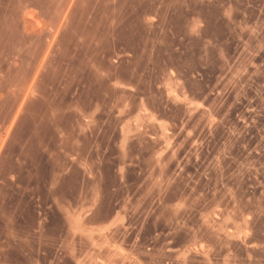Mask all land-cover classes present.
<instances>
[{"label":"rangeland","instance_id":"374dc122","mask_svg":"<svg viewBox=\"0 0 264 264\" xmlns=\"http://www.w3.org/2000/svg\"><path fill=\"white\" fill-rule=\"evenodd\" d=\"M0 264H264V0H0Z\"/></svg>","mask_w":264,"mask_h":264}]
</instances>
